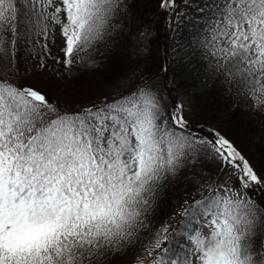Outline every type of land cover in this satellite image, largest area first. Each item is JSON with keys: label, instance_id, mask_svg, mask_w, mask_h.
I'll use <instances>...</instances> for the list:
<instances>
[{"label": "snow or ice", "instance_id": "6c2138e0", "mask_svg": "<svg viewBox=\"0 0 264 264\" xmlns=\"http://www.w3.org/2000/svg\"><path fill=\"white\" fill-rule=\"evenodd\" d=\"M125 0H0V264H264V175L232 141L187 131L151 83L67 109L20 82L21 59L71 69L106 40ZM165 13L176 0H160ZM196 51L212 75L264 111V0H204ZM159 71H165L163 65ZM151 79V78H150ZM232 185L185 200L157 221L155 194L194 153ZM259 190V199H253ZM207 229L204 232L203 229Z\"/></svg>", "mask_w": 264, "mask_h": 264}, {"label": "trees", "instance_id": "16d2710c", "mask_svg": "<svg viewBox=\"0 0 264 264\" xmlns=\"http://www.w3.org/2000/svg\"><path fill=\"white\" fill-rule=\"evenodd\" d=\"M182 2L176 0V9L165 13L159 7L160 0H125L126 7L106 40L97 44L90 57L70 70L52 58L62 57V53L56 46L61 44L60 36H51L47 41L51 56L44 57V67L40 66L36 55L38 49L21 59L18 64L20 82L37 87L57 106L70 110L99 102L107 95L125 93L111 92L108 88L128 76L135 86L149 82L155 88L160 87L163 102L169 108L180 104L179 97L185 95L187 131L204 138H214L219 133L233 142L257 173L264 175V111L253 109L244 97L237 96L226 83L212 75L206 60L195 50L197 30L194 25L198 21L203 23L201 17L205 13L200 9L204 0L199 3L193 19L179 16ZM145 32L150 33L148 45L144 52H139L135 37ZM163 50L167 57L165 76L164 71L156 75L163 65ZM6 70L11 73L9 68ZM217 166L220 167L219 162L210 153H194L193 158L174 176L164 180L156 191V220L175 218V211L185 200L210 195L209 186H217L220 180L215 173ZM229 183L234 184L233 178ZM260 196L257 190L253 199ZM133 259L117 257L115 264H132Z\"/></svg>", "mask_w": 264, "mask_h": 264}, {"label": "rangeland", "instance_id": "374dc122", "mask_svg": "<svg viewBox=\"0 0 264 264\" xmlns=\"http://www.w3.org/2000/svg\"><path fill=\"white\" fill-rule=\"evenodd\" d=\"M182 4L179 8V16H187L188 18L193 19L195 16H197V10L199 9L198 5L200 3V5L202 4L203 0H182ZM149 37H150V33L149 32H145L143 34L137 35L135 37L137 45H138V51L139 52H144L145 51V47L148 45V41H149ZM61 40V37H60ZM57 49L60 51V46L61 44H57ZM6 65L2 62H0V76L5 75L6 70ZM129 77V76H128ZM128 77L125 78H121L117 81H115L112 85H109L108 90L111 92H120V91H125L127 92L128 90H130L131 88L135 87L134 84H136L134 82L133 79H130ZM130 80H133V82H131ZM141 84V83H138ZM158 89V91H161L160 87H156ZM163 93V92H162ZM164 98V96H162ZM180 102V104L182 105H187V99L185 95H182L181 97H179L178 99ZM213 171V169H212ZM216 175L219 176L218 182H216L217 185H222V183H226L227 185L230 184V180H232V177L229 176L227 174V172H225L224 170L221 169V167L218 168L217 166V170L215 171ZM259 191V190H258ZM259 194H261V192L259 191ZM256 198V196H255ZM204 232H207V229H203Z\"/></svg>", "mask_w": 264, "mask_h": 264}, {"label": "water", "instance_id": "95a60500", "mask_svg": "<svg viewBox=\"0 0 264 264\" xmlns=\"http://www.w3.org/2000/svg\"><path fill=\"white\" fill-rule=\"evenodd\" d=\"M163 59H164V61H166V58H165V56H163Z\"/></svg>", "mask_w": 264, "mask_h": 264}]
</instances>
